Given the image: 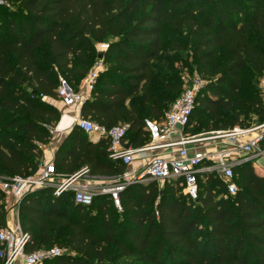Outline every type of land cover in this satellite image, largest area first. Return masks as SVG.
<instances>
[{"label": "trees", "instance_id": "obj_1", "mask_svg": "<svg viewBox=\"0 0 264 264\" xmlns=\"http://www.w3.org/2000/svg\"><path fill=\"white\" fill-rule=\"evenodd\" d=\"M13 1L0 6V180L39 171L62 116L51 101L62 79L80 90L99 43L109 44L104 67L80 113L106 129L128 123L133 146L150 140L145 120H162L184 89L176 55L165 53L167 28L187 32L199 71L214 76L187 134L249 126L251 113L264 121V97L248 95L245 80L264 75V0ZM108 148L75 125L55 153L56 173L121 176L126 167ZM253 163L234 168V194L215 172L200 174L197 200L176 180L134 182L120 192L122 210L106 193L86 206L73 191L30 192L19 205L25 251L63 250L43 264H264V174ZM5 196L0 188V229Z\"/></svg>", "mask_w": 264, "mask_h": 264}, {"label": "built area", "instance_id": "obj_2", "mask_svg": "<svg viewBox=\"0 0 264 264\" xmlns=\"http://www.w3.org/2000/svg\"><path fill=\"white\" fill-rule=\"evenodd\" d=\"M9 5V0H0V6ZM108 47V43H103L99 46V51L106 52ZM103 67V59L98 58L83 79L82 88L78 91L62 79L59 98L64 105L81 108L82 104L91 97ZM203 86L202 79L197 77L173 102L162 120L146 119L145 128L150 140L142 146L128 143L126 139L130 128L128 123L106 129L82 117L81 113L72 115L70 126L78 125L89 137L97 141L108 138L110 157L120 160L126 167L121 176L112 179L106 185L97 188L91 183L85 185L75 183L83 174L89 172L87 167L71 177L56 182L54 177L59 175L56 173L54 161L44 160L41 170L34 175H15L0 180L1 190L18 206L26 194L44 187H53L56 195L73 191L75 202L86 206L93 203L96 195L106 193L111 195L115 206L122 210L120 192L129 184L156 180L163 185L166 181L176 180L184 194L192 200H197L200 174L215 172L224 180L229 193L234 194L237 191V185L233 180L234 168L264 153L262 146L264 121L249 126L239 125L227 130L187 134L185 128L191 119L197 104V95ZM261 88L264 97V75L261 78ZM137 163L139 168H136ZM29 240V233L22 230L20 223L1 228L0 264H16L17 261L21 264H43L48 259L63 253L59 247L27 253L25 248Z\"/></svg>", "mask_w": 264, "mask_h": 264}, {"label": "rangeland", "instance_id": "obj_3", "mask_svg": "<svg viewBox=\"0 0 264 264\" xmlns=\"http://www.w3.org/2000/svg\"><path fill=\"white\" fill-rule=\"evenodd\" d=\"M10 6L14 5V1H9ZM178 45V47L174 48L172 45L173 44ZM103 43L98 44L99 46ZM191 41L188 39L187 32L185 30H171L170 28H167V32L165 35V53L170 54L174 53L176 55L175 59L176 61L174 62V66L176 67L177 71L175 73L180 77L181 82L183 83L184 89L192 84L194 79L197 77H200L204 83L205 87L209 82L210 79L213 78L214 76H204L198 68V65L195 64L193 55H192V46H191ZM97 60V59H96ZM225 60L224 55H221V63H223ZM96 62V61H95ZM261 76L256 75V74H251V75H245V80H246V86L248 87L247 94L248 95H255V96H263L262 88H261ZM183 89V90H184ZM60 102V100H58ZM62 114V113H61ZM63 116V115H62ZM59 121V123L56 125L54 130L59 126H64L65 128L71 124L72 122V117L69 115H65L64 118H62ZM260 118L256 116L254 113H251L249 115V118L245 120L243 123L245 124H258L260 123ZM53 130V131H54ZM52 140L51 142H54V139L56 135H58V132L56 133L52 132ZM65 133V132H64ZM64 133L61 132L60 136H64ZM204 133V132H200ZM54 138V139H53ZM49 144V143H48ZM264 148V143L262 144ZM259 157H263L262 159L264 160V153L260 155ZM258 157L253 158V165L256 168V170L259 173L264 174V166L256 165V161ZM60 177L55 176L54 180L57 182L59 181ZM61 181V180H60ZM160 187H163L162 184H159ZM5 201L7 202V197L5 196ZM12 206H14V210L12 209L11 214L8 211V225L10 224H16L18 221V215H19V206L16 204V202H11ZM10 219V220H9ZM131 258H126L124 260H121V264H127Z\"/></svg>", "mask_w": 264, "mask_h": 264}, {"label": "crops", "instance_id": "obj_4", "mask_svg": "<svg viewBox=\"0 0 264 264\" xmlns=\"http://www.w3.org/2000/svg\"><path fill=\"white\" fill-rule=\"evenodd\" d=\"M82 84H83V82H82ZM82 84H81L80 88H82ZM51 102H53L54 104H56L58 106V108L60 109L62 115L65 114V115H69V116L72 117V115L80 114V108L67 107V106L64 105V103L61 100H60V102L59 101H51ZM72 128H73V126L68 125L63 130H60L58 127L55 129L54 133H56V131H57L58 135H56L55 139L53 138L54 142H51V143L49 142V144H46V145L42 146V148L44 150V153H45V158H44L45 161H54V157H55V153H56L57 149L59 148V146L61 145V143L63 142V140L65 139V137L68 135V133L71 131ZM61 132H63V133L65 132L64 136H60ZM92 140L97 142V140H95V139H92ZM237 155H238V153H237ZM262 158L263 157L256 158L257 159L256 165L258 164V165H260L262 167L264 166V160ZM41 168H42V164H41V166L39 168V171L41 170ZM84 168L85 167H83L82 169H84ZM136 168H139V163H137ZM58 175L60 177L59 181L64 179V178H66L63 174H58ZM115 178H118V176L117 177H102V176L91 175L88 172V173L83 174L80 178H78L75 181V183L80 184V185H85L87 183H91V184L95 185V187L100 188V187L106 185L109 181H111L112 179H115ZM6 197H7V200H8L6 202L7 203V209H8V211L11 214V211L14 208V206H12V204H11V202H13V201L8 196H6ZM17 223H20L19 215H18ZM16 264H21V262L17 261Z\"/></svg>", "mask_w": 264, "mask_h": 264}, {"label": "water", "instance_id": "obj_5", "mask_svg": "<svg viewBox=\"0 0 264 264\" xmlns=\"http://www.w3.org/2000/svg\"><path fill=\"white\" fill-rule=\"evenodd\" d=\"M104 55H105V51H99L98 58L99 59H104ZM179 127H181V126L179 125Z\"/></svg>", "mask_w": 264, "mask_h": 264}, {"label": "bare ground", "instance_id": "obj_6", "mask_svg": "<svg viewBox=\"0 0 264 264\" xmlns=\"http://www.w3.org/2000/svg\"><path fill=\"white\" fill-rule=\"evenodd\" d=\"M58 128H59L60 130L65 129V127H64V126H61V125H59Z\"/></svg>", "mask_w": 264, "mask_h": 264}]
</instances>
